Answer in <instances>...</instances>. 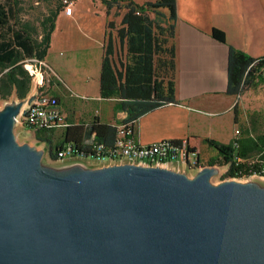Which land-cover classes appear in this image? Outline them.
<instances>
[{"label":"water","instance_id":"water-1","mask_svg":"<svg viewBox=\"0 0 264 264\" xmlns=\"http://www.w3.org/2000/svg\"><path fill=\"white\" fill-rule=\"evenodd\" d=\"M0 109V264H264V186L135 164L50 171ZM189 169V168H188Z\"/></svg>","mask_w":264,"mask_h":264},{"label":"trees","instance_id":"trees-1","mask_svg":"<svg viewBox=\"0 0 264 264\" xmlns=\"http://www.w3.org/2000/svg\"><path fill=\"white\" fill-rule=\"evenodd\" d=\"M62 2L60 0L55 9L49 10L38 25L19 21L10 25V11L0 4V102L12 97L18 101L28 98L34 76L25 66L27 63L40 72L42 86L36 90L49 95L54 105L60 107L56 89L70 96V101L82 102L66 92L62 82L44 62L56 18L64 8ZM100 2L105 7V16H109L113 8L122 13H119V23L113 20L105 22L99 97L112 102L111 111L123 112L126 118L111 124L93 116L87 123L74 124L65 120L66 126L49 129L22 121L23 129L31 131L35 140L47 141L48 158L52 162H57V153L64 146L71 147L74 158H95L92 145H102L106 150L114 148L116 125L130 124V136L134 138L133 125L141 116L175 103L176 0H147L142 4L133 0ZM210 36L220 43L226 42L224 32L217 28L210 30ZM263 72L264 57L255 59L229 48L226 94L240 97L246 88L250 89L262 81ZM233 111L234 123L240 127L237 105ZM56 131H60L58 144L53 142L57 139ZM171 142L180 144V141ZM202 144L215 152L205 166L226 167L224 178H264V133L256 134L241 126V133L238 131L237 137L228 144L189 136L185 138V151L196 160L195 167L202 166Z\"/></svg>","mask_w":264,"mask_h":264},{"label":"crops","instance_id":"crops-1","mask_svg":"<svg viewBox=\"0 0 264 264\" xmlns=\"http://www.w3.org/2000/svg\"><path fill=\"white\" fill-rule=\"evenodd\" d=\"M60 17L65 18L66 24L78 27L76 35H63V43L70 45L71 42L73 49L74 42L82 44L81 50L87 52L93 49L91 44L96 42L101 51V63L105 23L101 22L98 34L94 36L79 23L73 9L70 16L62 11L55 21L50 39L51 46L54 40H57V34L62 32L57 24ZM176 17L175 103L141 116L133 126L134 139L142 145H150L164 140L181 141L195 136L228 144L234 138L236 126L233 109L235 105L239 106L236 101L239 97L226 94L229 48L242 51L255 59L264 57V0H176ZM212 28L224 32L225 43H220L210 36ZM47 57L45 64L62 82L66 92L74 96H77L79 91L92 92L88 101L72 102L70 96L67 97L56 89L59 108L68 123H87L93 116L111 124L120 122L116 117L112 118V111L110 119L103 120L101 117L104 112L109 113V101L99 97V83L98 91L94 90L93 75L89 74L93 60L88 55L81 63H78L73 55L68 57L64 64H72L71 67L75 71L71 74H61V66L57 67V64L53 60L48 61ZM89 75L92 76L89 77L90 81L86 78ZM37 82L38 79L32 83L29 96L35 93ZM24 131L30 135L37 147L43 150L49 147L47 141L38 142L33 138L31 131ZM59 132H55L57 139L53 141L57 144L60 141ZM200 149L201 157L215 155L206 144H202ZM78 159L81 158L74 160ZM85 165L89 168L106 166H93L88 163ZM178 170H183V167Z\"/></svg>","mask_w":264,"mask_h":264},{"label":"rangeland","instance_id":"rangeland-1","mask_svg":"<svg viewBox=\"0 0 264 264\" xmlns=\"http://www.w3.org/2000/svg\"><path fill=\"white\" fill-rule=\"evenodd\" d=\"M137 4H142L146 2L147 0H133ZM60 0H0V4H3L6 8L10 11V25H13L15 21H19L21 23L29 22L34 25H38L40 20L44 17V15L49 14V10L55 9L56 6L59 4ZM72 9L74 11L75 17L79 20V23H82L84 29L87 28L89 32H91L94 36L98 34L99 26L101 22H106L108 20H113L116 23H119L120 20V14L122 12H119L118 8H113L111 10L109 16H105V7L101 4L100 0H72ZM61 16V13H59ZM58 15V16H59ZM66 20L63 17H60L58 19V26H60L62 32L57 34V40H54L52 46L50 45V48L47 53L48 61L53 60L54 63L58 66H61V74H71L75 69L71 67L72 64H64L65 61L70 58L72 55L74 58H76L78 63H81L82 59L86 55H88L93 62L90 64L91 69H89V74L93 75V83H94V90L98 91V74L100 69V55L101 51L97 45V43H92L91 46H93L92 50L89 51H82L81 45L79 43L74 42V49L70 45L63 43V35H71L74 36L77 34L78 27L71 26L68 23H65ZM105 25V24H104ZM68 39V38H67ZM66 44V45H65ZM80 47V48H79ZM25 66H30V64H25ZM92 76H87L86 78L89 79ZM39 79L34 78L33 82ZM37 87V86H35ZM96 91L93 93L95 94ZM36 92V89H35ZM92 95V92L90 90L88 91H79L77 93V100L78 101H86L89 100L88 97ZM17 100L14 97L10 98V100ZM237 103H239V106H237L238 109V120L240 124L235 126V130H238L241 133V126L248 127L256 134L264 133V72L262 74V81L257 84L256 86L248 89L246 88L241 96L237 98ZM4 102H0V109L2 108ZM112 102H109L107 105L108 114L105 112L101 116L103 120L110 119L111 117V107ZM112 118H117L118 121L125 120L126 114L123 112H113L112 111ZM16 141L18 144H26L29 146H36L34 144V140L24 131L23 127L18 123L14 130ZM38 149H41L40 147H37ZM213 152V151H212ZM211 156L203 155L201 165H205L207 162V159H209ZM43 164L48 166V169L50 171L60 172V171H66L70 168L74 167H80L84 164H92L93 166L101 165L102 163L96 160L95 158L88 157L78 160H63L60 162L51 163L48 158V148L44 149L43 158H42ZM182 167V166H181ZM217 170L216 174L211 176L209 181L212 185H218L225 181H238V182H249L254 181L257 182L259 185L264 186V178H258V177H250L246 179H227L224 178V173L226 172V167L224 166H213ZM179 172L185 173L187 176L191 177L195 171L192 169H188L183 167V170H180Z\"/></svg>","mask_w":264,"mask_h":264},{"label":"built area","instance_id":"built-area-1","mask_svg":"<svg viewBox=\"0 0 264 264\" xmlns=\"http://www.w3.org/2000/svg\"><path fill=\"white\" fill-rule=\"evenodd\" d=\"M62 3L64 5L63 13L70 16L73 3L67 0H63ZM27 69L34 78L39 77L37 87H41L42 82L39 70L33 68L32 65L28 66ZM22 121L44 129L67 125L64 115L60 108L54 105L52 98L45 94L44 91L38 92L37 90L26 115L19 118L18 123L21 124ZM130 127V124L116 125L117 131L113 149L106 150L102 145H92L95 159L104 165L135 164L140 166H160L173 170H178L181 166L190 170L195 168L196 160L193 156L186 154L185 139L181 140L179 145L167 140L150 145H142L130 136ZM237 135L238 130H235L234 137H237ZM57 156V162L75 159L72 157L70 146L62 147L58 151Z\"/></svg>","mask_w":264,"mask_h":264}]
</instances>
